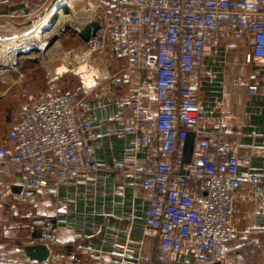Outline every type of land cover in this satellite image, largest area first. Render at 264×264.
Listing matches in <instances>:
<instances>
[{
  "label": "built area",
  "instance_id": "built-area-1",
  "mask_svg": "<svg viewBox=\"0 0 264 264\" xmlns=\"http://www.w3.org/2000/svg\"><path fill=\"white\" fill-rule=\"evenodd\" d=\"M19 2L30 8L32 0ZM111 9L116 49L153 80L151 99L144 84L127 104L125 133L144 149L143 158L105 170L140 183L148 198L146 225L154 231L156 244L142 264H174L181 254L192 255V264L219 262L240 232V193L250 187L264 190V170L238 175L255 152L243 159L233 153L237 138L226 137L221 120L213 125V144L194 140L188 163L185 140L199 122L196 94L206 49L249 41L245 61L264 65V0H112ZM18 16L31 17L30 12ZM84 45L90 55L101 52L105 42L97 33ZM104 77L121 88L129 82L130 70L121 76L105 72ZM247 89L258 92L256 84ZM28 100L5 132L12 148L0 144V174H21L32 190L93 175L99 169L93 146L97 135L86 96L53 86L37 100ZM63 264H75L74 256Z\"/></svg>",
  "mask_w": 264,
  "mask_h": 264
},
{
  "label": "crops",
  "instance_id": "crops-1",
  "mask_svg": "<svg viewBox=\"0 0 264 264\" xmlns=\"http://www.w3.org/2000/svg\"><path fill=\"white\" fill-rule=\"evenodd\" d=\"M52 2L32 0L29 8L19 0H0V34L10 31L7 27L12 18H21L18 15L22 12L33 16L34 10L44 6V14L49 13ZM52 13L45 17L46 21ZM100 24L101 34L106 26H112ZM79 43L78 39L76 45ZM248 51L249 41L223 42L215 49H206L196 94L200 103L199 122L190 131L195 140L207 139L213 144V125L221 120L226 137L237 138L233 153L243 159L255 152L247 165L239 167V176L264 170V83L261 82L264 65L246 62ZM46 55L44 86H59L63 75H77L75 69L82 70L83 63L90 62L73 61L78 66L69 69L62 57ZM17 65L18 62L0 70V84L5 86L0 96V144L11 148L5 132L14 122L12 117L21 113L29 96L37 100L40 94L34 96L16 86ZM107 66L92 70V75L86 77L78 74L71 89V93L87 98L92 132L97 135L93 146L99 169L69 184L52 182L39 190L26 187L21 174H0V264H42L30 261L21 249L38 243L46 244L50 251L48 264H63L71 255L75 264H142L152 254L156 235L146 225L149 201L141 184H133L129 177L117 178L105 170L115 163L143 158L144 149L135 146L133 136L125 133L130 117L127 104L131 93L144 84L151 99L153 80L147 70L126 57L113 67ZM127 68L129 82L121 88L111 86L104 77L105 72L121 76ZM251 84L258 86L256 94L248 92ZM118 105L123 121L118 119ZM14 185L21 189L14 190ZM238 202L240 232L232 238L229 251L218 264H264V190L245 188ZM45 227L48 229L43 238ZM192 261V255L181 254L174 264H192Z\"/></svg>",
  "mask_w": 264,
  "mask_h": 264
},
{
  "label": "rangeland",
  "instance_id": "rangeland-1",
  "mask_svg": "<svg viewBox=\"0 0 264 264\" xmlns=\"http://www.w3.org/2000/svg\"><path fill=\"white\" fill-rule=\"evenodd\" d=\"M58 1L56 0L54 5L51 8L50 12H54V9L58 6ZM88 1V2H87ZM83 2V3H82ZM93 4L94 7L88 6L87 3ZM111 2L112 0H83V1H74L72 3V7H62V11L65 15L71 14L72 12L78 11L79 9H85V14L83 16H80L78 21L80 22V25H84L91 19L98 20L105 24H111L115 20V13L111 9ZM57 5V6H56ZM89 7V9H88ZM94 8V9H93ZM94 13H93V11ZM44 14V6L39 7L37 10H34L33 16H31L29 19L27 18H12L10 22V31L4 32L0 34V44L3 45V47L6 50H11L13 48V40H20L19 42L25 41L26 43H32L31 47L35 48L36 40L27 39L23 40L24 37H30L36 30L39 28L45 29L47 27V21L45 20L46 16L49 14ZM91 13V14H90ZM85 15L86 18L84 17ZM91 15V16H90ZM85 19H84V18ZM29 21V23H28ZM79 25V26H80ZM70 27V28H69ZM68 28H64L61 33H59L57 36L52 38H44V39H38L37 43L39 44L42 51L50 49L51 52L49 53H41L39 49L32 50V56L36 58V61L32 58H26L24 55H20L18 59V65L16 67V76L18 83L16 86H21L24 88L25 91L32 93L34 96L40 92L39 96L43 94L44 89H50L53 86H44V57L48 56L46 54H49V57H62L63 61L68 64L67 68H72V66H78V63L73 62V57L76 55H82L83 53H87V50L85 48L84 42L81 41V43L76 45V41L80 38L77 36L75 32H73V28H77L78 26H69ZM73 27V28H72ZM112 26L107 27L106 31L102 32L98 31L97 33L100 34V36L103 37L105 42V47L101 52L97 53H91L90 55L86 56V59H88L90 62L88 64H84L81 66L83 68L82 70L80 68H76L75 71L77 72V75H63L62 78V84H59V87L61 90L65 92H71L72 87L76 83V78L79 77L78 74H80L81 77H86L91 74L92 70H98L107 66V67H113L117 64L118 61H120L122 58L125 59V57L119 53L114 45V38L112 37ZM22 39V40H21ZM37 48V47H36ZM54 49V50H53ZM54 51V52H53ZM51 54V55H50ZM45 55V56H44ZM82 63V62H81ZM111 64V65H110ZM110 65V66H109ZM7 68V67H5ZM94 73V71L92 72ZM0 74V78H1ZM50 83V81H49ZM62 85V86H61ZM5 86L3 84H0V96L4 92L3 89ZM20 107H18L19 109ZM5 229H8L7 226ZM3 264V263H1ZM7 264V263H6Z\"/></svg>",
  "mask_w": 264,
  "mask_h": 264
},
{
  "label": "bare ground",
  "instance_id": "bare-ground-1",
  "mask_svg": "<svg viewBox=\"0 0 264 264\" xmlns=\"http://www.w3.org/2000/svg\"><path fill=\"white\" fill-rule=\"evenodd\" d=\"M74 1H76V0H59L58 1V7L55 8L54 12H53L56 14L57 19H56L55 23L52 25V27L49 29L48 28H45V29L39 28L30 37H24L23 38V40H26V41H27V39H30V38L32 40L33 39L36 40V42H33V43H35V46L37 48L31 47L32 43H26L25 41L19 42L20 40H13L12 43L14 45H13V48L11 50H6L3 47V45L0 44V70H2L5 67H9V65H11V64H15L17 62V60L19 59L20 55H24L28 58H32V57L34 58V56H32V50H34V49H39L41 51V53H43V54L51 52L50 49L42 51L39 44L37 43V40L39 38L40 39L54 38L59 33H61L62 30L67 26H74V27L79 26L80 22L78 21V19L80 16H83L85 14V12H86L85 9H79L78 11L72 12L71 14H67V15H65L62 11V7H72V3ZM77 1H83V0H77ZM87 4L91 8L95 6V5L93 6V4H91L90 2ZM88 9H89V7H88ZM93 13H94V11H93ZM86 16L87 15H85L84 17L86 18ZM87 18H88V16H87ZM49 36H51V37H49ZM87 55H88V53H83L82 55H79V56L75 55L73 57V61H76L79 63L84 62L86 60ZM13 69H15V68H13Z\"/></svg>",
  "mask_w": 264,
  "mask_h": 264
},
{
  "label": "water",
  "instance_id": "water-1",
  "mask_svg": "<svg viewBox=\"0 0 264 264\" xmlns=\"http://www.w3.org/2000/svg\"><path fill=\"white\" fill-rule=\"evenodd\" d=\"M56 0H53L52 4L55 3ZM58 7V6H57ZM56 7V8H57ZM57 19V16L55 13H52L48 20H47V27L46 28H51L52 25L55 23ZM29 23V21H28ZM69 26L65 27L68 28ZM101 29V24L98 20L91 19L84 25H80L77 28H73V32L77 34V36L80 38L82 42H87L90 38H94L97 35V32ZM54 39V38H52ZM33 60L36 61V58H33ZM195 140L194 133L189 132L186 136L185 140V151H184V162L188 163L190 161L191 157V152H192V146L193 142ZM14 190L19 191L21 189L20 186L14 185L13 186ZM22 251L24 253V256L28 258L30 261H35L38 263H43L46 260L49 259L50 256V251L47 247L46 244L44 243H38V244H30L23 246ZM215 264H218L216 262Z\"/></svg>",
  "mask_w": 264,
  "mask_h": 264
}]
</instances>
